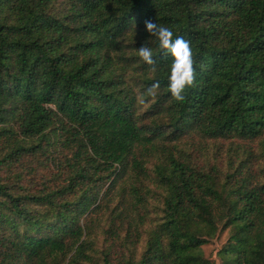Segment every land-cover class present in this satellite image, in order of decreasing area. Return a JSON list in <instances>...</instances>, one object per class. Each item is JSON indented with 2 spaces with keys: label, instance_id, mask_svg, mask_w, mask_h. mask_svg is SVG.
Wrapping results in <instances>:
<instances>
[{
  "label": "trees",
  "instance_id": "trees-1",
  "mask_svg": "<svg viewBox=\"0 0 264 264\" xmlns=\"http://www.w3.org/2000/svg\"><path fill=\"white\" fill-rule=\"evenodd\" d=\"M145 20L190 43L182 102ZM221 232L264 264V0H0V264H216Z\"/></svg>",
  "mask_w": 264,
  "mask_h": 264
},
{
  "label": "clouds",
  "instance_id": "clouds-1",
  "mask_svg": "<svg viewBox=\"0 0 264 264\" xmlns=\"http://www.w3.org/2000/svg\"><path fill=\"white\" fill-rule=\"evenodd\" d=\"M144 30L155 38L156 49L166 53L170 58L166 88L172 100L182 102L194 79L193 50L189 41L180 35L173 38V30L163 24H157L155 20H145ZM135 51L139 60L145 65L152 66V71L155 72L153 48L141 44ZM159 87L160 81L153 80L145 92L148 95H155Z\"/></svg>",
  "mask_w": 264,
  "mask_h": 264
},
{
  "label": "rangeland",
  "instance_id": "rangeland-1",
  "mask_svg": "<svg viewBox=\"0 0 264 264\" xmlns=\"http://www.w3.org/2000/svg\"><path fill=\"white\" fill-rule=\"evenodd\" d=\"M227 238L226 232L219 233L214 239L208 244L202 246V251L205 257L215 261L218 264L217 251L222 247Z\"/></svg>",
  "mask_w": 264,
  "mask_h": 264
}]
</instances>
